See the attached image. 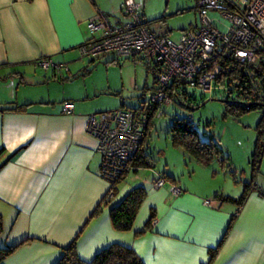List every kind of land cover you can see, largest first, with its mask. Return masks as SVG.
Instances as JSON below:
<instances>
[{
  "label": "crops",
  "instance_id": "1",
  "mask_svg": "<svg viewBox=\"0 0 264 264\" xmlns=\"http://www.w3.org/2000/svg\"><path fill=\"white\" fill-rule=\"evenodd\" d=\"M135 1L144 6V1ZM121 2L0 0V247L32 239L2 264H57L62 248L77 235V254L84 261L118 243L132 248L144 264H205L209 249L225 236L211 264H264V197L252 188L232 219L236 204L220 202L214 196L222 193L238 198L243 187L239 196L222 190L209 194L178 185L168 176L181 189L175 195L166 184L125 183L100 214L90 219L108 188L99 174L97 139L86 131L88 117L97 113L88 100L95 96L68 94L62 86L71 79L55 78L63 79L71 74L70 66L80 63L77 48L92 38L86 22L97 11L112 22L124 20ZM193 3L195 0H183L181 6L186 8L182 10L193 12ZM209 16L218 20L216 11ZM194 23L195 15L191 27ZM169 32L162 34L168 37ZM40 59L64 63L69 73L43 69L37 64ZM60 87L61 96L51 94L50 90ZM35 88L47 90L34 93ZM65 101L73 105L70 113L62 112ZM229 160L237 172L230 155ZM249 181L264 190V150L258 171L253 176L250 172L246 183ZM138 185L146 188L147 195L132 229L116 231L109 208ZM210 195L213 200L204 199ZM204 200L211 201L210 205ZM151 209L156 218L145 229Z\"/></svg>",
  "mask_w": 264,
  "mask_h": 264
},
{
  "label": "built area",
  "instance_id": "2",
  "mask_svg": "<svg viewBox=\"0 0 264 264\" xmlns=\"http://www.w3.org/2000/svg\"><path fill=\"white\" fill-rule=\"evenodd\" d=\"M121 23L112 22L107 15L97 11L86 22L92 39L78 47L82 58L100 59L112 55L122 59H137L155 65L159 72L156 85L147 97L158 105L171 101L166 89L177 82L188 88L211 93L220 89L222 72L220 57H231L256 65L264 57V0H195V23L181 31L178 40L150 30L141 16L142 4L135 0H122ZM216 11L226 20L221 30L210 16ZM37 64L59 72L68 70L64 63L40 59ZM73 105L63 102L62 112L70 113ZM146 113L142 109L117 108L93 113L88 117L86 131L97 139L101 156L99 174L105 181L113 180L115 172L126 166L138 150L144 138ZM161 176L154 187H162ZM264 197V190L251 186ZM170 191L178 195L181 189L175 185ZM211 201L204 200L210 205Z\"/></svg>",
  "mask_w": 264,
  "mask_h": 264
},
{
  "label": "rangeland",
  "instance_id": "3",
  "mask_svg": "<svg viewBox=\"0 0 264 264\" xmlns=\"http://www.w3.org/2000/svg\"><path fill=\"white\" fill-rule=\"evenodd\" d=\"M142 1H144L142 10L147 20L154 19L150 21L153 26L151 30L157 34L170 30L168 37L176 41L180 37L181 30L190 28L193 24L194 11L184 9L182 13L178 12L186 8L181 6L183 0ZM189 2L191 3L192 0ZM160 17H163L164 21L157 20ZM214 19L219 29L226 28V20L223 21L220 14H218V20ZM77 55L80 58L78 48ZM110 58V55H105L103 59L95 60L89 65L88 59L80 58L77 60L80 62L77 66L73 68L70 66L71 81L65 87L62 86V89L73 96L75 94L95 96L88 100L89 105L97 113L115 110L122 102L129 107H138L144 99L147 100V94L154 85L156 73L149 71L144 63L131 59L118 58V64H105ZM29 89L31 88H27ZM35 89L38 91L34 93L39 91L45 93L47 90ZM62 89L60 87L50 92L61 96ZM186 92L188 97L180 98L182 104L174 100L168 104H160L151 118L145 147L153 167L141 168L136 173H129L119 183V187L125 183L134 185L144 180H147L148 184L152 182L154 184L153 178H156L159 173L171 176L178 185H187L194 190L209 192V194L212 190H222L226 194L239 196L241 188L250 176L249 159L256 137L255 126L263 111H250L238 119L227 115L225 101L228 97L235 100L237 94L234 90H226V87L213 93H204L193 88H188ZM189 97L194 101L188 102ZM183 119L197 131L202 141L212 140L222 147L225 154L231 156V161L238 171L231 174L216 160L208 166L198 164L181 146L173 144L171 125L175 120ZM165 184L170 187L173 182L165 179ZM210 196L204 199L213 200L212 195Z\"/></svg>",
  "mask_w": 264,
  "mask_h": 264
},
{
  "label": "trees",
  "instance_id": "4",
  "mask_svg": "<svg viewBox=\"0 0 264 264\" xmlns=\"http://www.w3.org/2000/svg\"><path fill=\"white\" fill-rule=\"evenodd\" d=\"M195 4V3H194ZM183 10H179V13H182ZM194 11V7H193ZM121 12V10H120ZM122 14V13H121ZM195 15V13H194ZM123 16V15H122ZM141 16L144 19V14L141 12ZM124 19V16H123ZM154 20V19H152ZM144 19V24L149 28L150 21ZM156 20V19H155ZM157 20H162L163 17L157 18ZM124 21V20H123ZM122 21V22H123ZM150 29V28H149ZM151 30V29H150ZM185 30V29H183ZM182 30V31H183ZM164 35V34H160ZM166 36V35H164ZM92 38L87 39L81 45L90 42ZM264 55V54H263ZM223 56V55H222ZM220 57L221 65L225 70L221 73L222 80L218 79L217 83L222 84L220 89L215 88L214 91L223 90L226 87L228 91H236L237 98L229 99L225 101L226 103V114L234 118H240L242 115L259 110L263 111L262 116L257 121L255 130H256V139L254 142L253 151L249 159L250 172L255 175L259 168V163L261 159L262 152L264 150V57L256 65L243 62L239 59H233L231 57ZM110 60L106 61L105 64H118L117 57L110 55ZM88 59V58H87ZM101 59V58H100ZM100 59H88V65L93 63L95 60ZM103 59V58H102ZM122 59V58H121ZM133 61L142 62L137 59H131ZM143 63V62H142ZM148 70L155 72L154 85L150 90H153L156 85L157 74L159 72L158 68L155 65L147 64ZM66 73H69V69L66 70ZM55 76V75H54ZM71 74L66 77L59 78L57 76L55 79L59 81L70 79ZM186 87L183 83H176L168 89L166 93L170 96L171 101H179L181 96L188 97ZM189 97L188 102H193ZM142 104L138 107H129L126 106L123 102L119 108H130V109H142L146 113L145 117V129H144V138L140 143L137 152L132 157L130 162L124 166L119 171L115 172L113 180L108 181V188L105 195L103 196L101 202L93 210L90 215V219L96 217L100 214L102 206H107L118 193L119 183L122 182L129 173H136L141 168H151L153 167V162L149 158V155L146 152L145 141L149 129V124L151 123V118L154 115L158 104L155 102H150L148 97L147 100L144 99ZM15 107L14 109H16ZM171 139L173 144L181 146L188 155H190L195 162L201 165L208 166L214 160H216L221 167L227 168L231 174H235V171L231 168L229 155L225 154L222 147H220L216 142L210 140L208 142L202 141L197 133V131L184 119L175 120L170 128ZM161 176L163 179L170 180V177L167 175L158 174L157 177ZM157 177L155 179H157ZM252 180V179H251ZM155 181V180H154ZM252 181L244 183L242 194L238 198H233L222 193H217L214 197L220 202H232L236 204L237 209L232 219L237 215L240 207L244 203L249 191L251 190ZM147 195L146 188L144 186L138 185L131 188L128 193L115 205L109 208V217L112 224V227L116 231H130L132 229L134 220L137 216V213L144 202ZM111 196L113 198L111 199ZM156 214L155 210L151 209L149 218L145 223V229H150L155 221ZM3 231V219L0 214V234ZM141 232H137L139 235ZM225 236L219 241V243L214 248L209 249V260L205 264H211L213 258L215 257L218 249L220 248L222 242L224 241ZM77 239L78 235L65 247L62 248L63 254L59 259L57 264H144L142 259L138 254L130 247L118 243H112L109 246L98 251L91 260L84 261L77 254ZM32 240L30 238H25L18 243L0 247V264L3 260L9 256L14 250H16L24 242Z\"/></svg>",
  "mask_w": 264,
  "mask_h": 264
}]
</instances>
